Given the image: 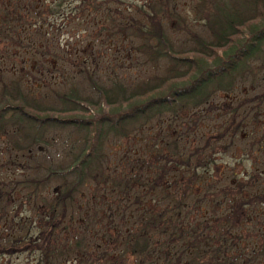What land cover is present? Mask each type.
<instances>
[{"label": "trees", "instance_id": "16d2710c", "mask_svg": "<svg viewBox=\"0 0 264 264\" xmlns=\"http://www.w3.org/2000/svg\"><path fill=\"white\" fill-rule=\"evenodd\" d=\"M62 1L0 0V54L29 50L44 88L31 87L35 76L23 62L12 74L0 60V170L29 171L0 178V256L37 252L38 264H264V128H258L264 127V89L253 109L242 102L229 112L212 105L246 73L264 75V0H197L202 36L170 10L171 0L128 16L113 11L110 1H79L69 17L73 12L83 21L81 5L99 13L93 32L83 27L91 48L111 41L138 60L131 84L101 76L89 46L66 51L50 31H40L37 21L47 15L66 18ZM160 16L185 33L184 46L174 43ZM30 29L41 38L40 49L24 35ZM215 111L218 118L206 128ZM56 129L78 135L70 160L29 168L34 149L50 145L54 138L46 134ZM136 134L153 137L146 139L154 161L137 159L133 175L106 172L105 144ZM238 140L249 162L244 172L212 158L215 147L229 150ZM88 187L100 213L82 210ZM17 189L39 215L32 232L31 220L8 209ZM205 206L209 214L200 212Z\"/></svg>", "mask_w": 264, "mask_h": 264}, {"label": "rangeland", "instance_id": "374dc122", "mask_svg": "<svg viewBox=\"0 0 264 264\" xmlns=\"http://www.w3.org/2000/svg\"><path fill=\"white\" fill-rule=\"evenodd\" d=\"M59 1V0H58ZM81 0H63L61 2V13H64L66 16L65 19H62L61 16L57 15H47L42 20L37 21V26L40 27L41 32H46L49 34L50 31V37L53 38L55 43L59 47H64L65 50L67 49H74L78 50L79 47H90L91 42L93 41L91 36L87 37L86 31H83L84 24L87 23V30L90 34V29L93 32L95 25L99 23V19H97V15L99 16V13H96L95 16L91 12V7L86 5H81V8L86 9V17L83 21L80 22V19L78 18V15H75L73 12L70 13V17L68 14V11H70L73 7L79 6ZM100 2H107L110 1L109 5L110 8L113 11H120V13L124 16H128L132 14L137 7L144 8V11L151 13L149 10V5L154 2L155 0H97ZM41 3L49 4L51 0H40ZM197 0H171L169 8L173 11H176L179 15H181L185 21L184 24H186L191 30L195 31L197 34L202 36V24L200 21H198L195 18L196 12L194 11V6L196 4ZM53 5V4H52ZM65 11V12H63ZM115 15V14H114ZM77 16V18L73 21L72 19ZM117 19L120 20V18L115 15ZM100 18V17H99ZM162 24H164L167 28H170L169 34L174 40L175 44H181L182 46L185 45L186 37L184 36L185 33L182 32V30H174L170 23L166 20L164 16H160ZM79 19V20H78ZM47 34V35H48ZM33 42L34 45H36L37 49H40L41 47V38L38 37L37 33L30 29L29 32H26L24 34ZM44 38L49 39V36ZM47 41V40H45ZM103 39L99 41V46H93L92 52H95V55H97L98 59V69L101 76H107L108 78L117 76L118 78L123 79L127 84H131L135 78V62L138 61L135 56H129L122 52H119L118 46H109L111 41L103 42ZM127 43V42H126ZM126 45L123 44V48H125ZM64 50V51H65ZM22 52H19L17 50L15 52V55L11 52L10 54L5 57L4 55L0 54V60L4 65H8V67L11 70V73L14 74L17 70L18 65H22L21 62H23V68L27 69L28 71H32L33 75L35 76L33 84L31 85L32 88L35 86L38 88V90H44L41 84H39L37 81H39V78H42L41 71H35L32 69L35 58L32 56V53L29 54V50H24ZM264 89V75L260 76L257 74H250L246 73L243 77V79H238L236 81V86L234 87V90L228 93H218L213 99H212V105L215 106V109L217 110H223L225 112H229L231 108L238 104L239 102L243 103V106H246V108H256V96ZM260 108V106H258ZM209 115V119L205 122L206 128L209 127V122H212L214 115L216 119L218 118L217 114L218 111H215L214 114ZM222 117H220L217 121V123L221 122ZM201 126V127H200ZM199 127L204 128L203 124H201ZM254 128V127H253ZM258 128H264L263 126H259ZM140 134L136 135H130L126 138L120 139L119 141H116L114 144L108 142L105 144L102 152H103V158L102 161L104 162L106 166V172H109V174L112 175H122L126 176L128 174L133 175L134 172L137 170L138 163L136 162L137 159H145L146 161H149L150 164L155 159V154L153 151H149V147L151 145V142L147 139L153 138L151 135H146V138H142L139 136ZM46 137L49 141H51L53 138V141H51L50 145H43L39 146L36 149H34V159L35 161L30 163L31 160L27 161V164L29 165V168H33L36 165H39L41 168L48 165L53 164V166H57L58 164L63 166L66 164L70 158L71 153L73 152V145L71 144L72 141L78 140V135L72 132L70 129L68 130H54L49 131L46 134ZM242 138V137H241ZM150 139V140H151ZM238 146H235L234 148H230L229 150H224L222 146H217L214 148L212 158L215 160L217 164H225V165H231V167H235V171L244 172V170L247 169V164H249L248 161H245L243 158V149L240 147L243 142L238 140ZM186 144L189 147H193L196 144L195 138L187 139ZM0 145H1V139H0ZM227 145V144H226ZM240 145V146H239ZM7 155H3L1 157V160H6ZM241 162L239 163V161ZM252 162V161H250ZM161 163V161H160ZM154 167H158L156 164H153ZM169 166V165H168ZM167 166V168H168ZM152 167V165H151ZM13 170V171H12ZM10 167H6L4 169L0 170V178L4 174L7 178L15 179L16 175L20 176V178H23L28 175L29 171L27 170V167L25 168H19L14 167L12 169ZM169 171H174L175 169L171 166L168 168ZM15 172V173H13ZM243 174V173H241ZM14 175V176H13ZM170 177H173V174L169 175ZM219 178H224L225 174H220L217 176ZM20 178H18L20 180ZM56 185H52L48 187L45 192L43 193L44 196L49 197L51 195V192L54 190ZM22 188V187H21ZM24 191H19L17 189L15 193L12 194V203L9 205L8 209L12 212H17L20 217H22L25 221H30V232H32L35 227L39 224V215H36L31 211L32 204L24 201ZM80 205L83 202H86V206H83L82 210L87 209L89 212L97 211L99 212L101 207L100 200L96 202V205L91 204L92 202V193H91V187L87 188V194L83 196L82 199H80ZM207 207L205 206L203 210L200 209V212L209 214V211H205ZM100 213V212H99ZM18 220V219H17ZM16 220V221H17ZM38 231V230H37ZM64 233L60 234V239L63 237ZM38 253L37 252H29L24 251L17 253L12 256H0V264H38ZM63 264V263H60ZM71 264V263H66Z\"/></svg>", "mask_w": 264, "mask_h": 264}]
</instances>
